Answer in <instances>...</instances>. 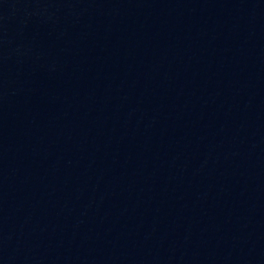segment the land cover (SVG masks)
I'll use <instances>...</instances> for the list:
<instances>
[{
	"label": "water",
	"instance_id": "95a60500",
	"mask_svg": "<svg viewBox=\"0 0 264 264\" xmlns=\"http://www.w3.org/2000/svg\"><path fill=\"white\" fill-rule=\"evenodd\" d=\"M0 264H264V0H0Z\"/></svg>",
	"mask_w": 264,
	"mask_h": 264
}]
</instances>
